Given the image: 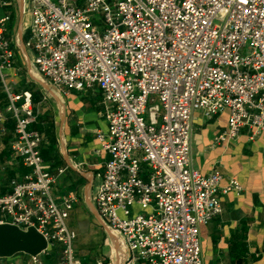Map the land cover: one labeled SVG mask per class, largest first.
Returning a JSON list of instances; mask_svg holds the SVG:
<instances>
[{
  "label": "built area",
  "instance_id": "built-area-1",
  "mask_svg": "<svg viewBox=\"0 0 264 264\" xmlns=\"http://www.w3.org/2000/svg\"><path fill=\"white\" fill-rule=\"evenodd\" d=\"M23 1L35 70L60 91L102 94L108 128L96 136L108 158L95 203L126 264H204L200 228L222 212V195L242 186L193 166L194 115L228 110L217 143L245 128L264 140V0ZM8 20L0 18V85L16 121L12 147L30 171L0 194V223L46 238L27 264H84L68 224L79 197H55L66 168L44 160L32 93L15 92L8 80L16 63Z\"/></svg>",
  "mask_w": 264,
  "mask_h": 264
},
{
  "label": "crops",
  "instance_id": "crops-1",
  "mask_svg": "<svg viewBox=\"0 0 264 264\" xmlns=\"http://www.w3.org/2000/svg\"><path fill=\"white\" fill-rule=\"evenodd\" d=\"M6 16L7 36L16 51V63L8 72V80L15 92L32 93L37 112L32 128L43 136L44 160L52 167L66 168L54 195L57 200L69 192H76L79 197L68 219L69 226L77 232V256L84 264H95L101 258L108 260L99 249L104 243L103 233L113 238V247L124 245L97 217L95 195L108 158L96 136V132L108 128L102 94L99 90L63 92L46 82L34 68L33 50L25 46L30 36L31 14L22 8L20 0H0V18ZM47 93L54 97V102ZM7 104V94L0 85V194L9 193L11 181L24 180L30 171L12 147L16 121L7 111ZM228 117V110L212 119H206L201 112L194 115L193 166L203 173L219 170L222 184L235 178L242 186L239 193L222 195V212L201 226L203 263L264 264V140L251 139L245 128L236 140L217 143L215 137L227 130ZM58 252L49 256V263L56 260ZM123 253L126 259V250H117L116 255L121 257ZM28 259L16 254L4 263L27 264Z\"/></svg>",
  "mask_w": 264,
  "mask_h": 264
},
{
  "label": "water",
  "instance_id": "water-1",
  "mask_svg": "<svg viewBox=\"0 0 264 264\" xmlns=\"http://www.w3.org/2000/svg\"><path fill=\"white\" fill-rule=\"evenodd\" d=\"M20 1L22 3V8L24 9V1ZM97 217L102 224H105L101 220L99 214H97ZM47 244L48 242L44 235L41 234L35 227L22 229L14 224L0 223L1 257H12L18 253L36 255L45 249ZM115 264H118V260ZM122 264H126V259L122 258Z\"/></svg>",
  "mask_w": 264,
  "mask_h": 264
},
{
  "label": "rangeland",
  "instance_id": "rangeland-1",
  "mask_svg": "<svg viewBox=\"0 0 264 264\" xmlns=\"http://www.w3.org/2000/svg\"><path fill=\"white\" fill-rule=\"evenodd\" d=\"M48 96L51 97L52 102L55 101L54 97H52L50 94L47 93ZM58 105V104H57ZM105 231V230H104ZM103 239H104V243L102 244L101 247H99L100 252H105L106 254H103L104 256H106V258H108V260L111 261V264H115L116 261L118 260V264H122V258L124 259V253L121 257H118L116 255L117 250L120 251L121 249L123 250V252L125 251L123 248L124 247H119V246H112L113 245V238H111V236L109 234H107V232L103 233ZM105 246V247H104ZM120 249V250H119ZM100 252H97V254H100ZM102 254V253H101Z\"/></svg>",
  "mask_w": 264,
  "mask_h": 264
},
{
  "label": "trees",
  "instance_id": "trees-1",
  "mask_svg": "<svg viewBox=\"0 0 264 264\" xmlns=\"http://www.w3.org/2000/svg\"><path fill=\"white\" fill-rule=\"evenodd\" d=\"M57 252H58L57 246L56 247H53V249H52L53 256H55ZM18 254H22V255H26L27 256V254H25V253H18Z\"/></svg>",
  "mask_w": 264,
  "mask_h": 264
}]
</instances>
